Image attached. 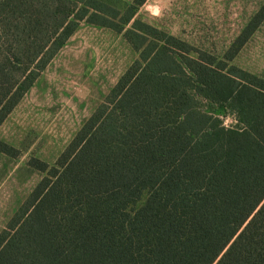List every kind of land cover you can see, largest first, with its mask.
Returning a JSON list of instances; mask_svg holds the SVG:
<instances>
[{
	"label": "trees",
	"instance_id": "trees-1",
	"mask_svg": "<svg viewBox=\"0 0 264 264\" xmlns=\"http://www.w3.org/2000/svg\"><path fill=\"white\" fill-rule=\"evenodd\" d=\"M98 3L0 0V126L80 22L106 27ZM261 11L217 64L158 69L176 64L164 47L135 60L53 167L30 164L45 176L0 233V264H264V79L230 65Z\"/></svg>",
	"mask_w": 264,
	"mask_h": 264
},
{
	"label": "rangeland",
	"instance_id": "rangeland-1",
	"mask_svg": "<svg viewBox=\"0 0 264 264\" xmlns=\"http://www.w3.org/2000/svg\"><path fill=\"white\" fill-rule=\"evenodd\" d=\"M97 1L102 14L93 21L106 27L92 26L86 19L80 22L0 128V142L14 153V157L0 153V233L45 176L30 164L53 167L135 60L164 47L176 64H161L158 69L165 67L176 74L181 63L187 57L197 58V53L217 64L262 9L251 39H264V0ZM254 44L258 45L256 41L250 45ZM255 48L245 52L251 55L249 64L260 62L263 67V54L258 61L252 59ZM247 63V55L239 52L230 65L241 69ZM194 101L216 115L224 128L235 126V116L223 106L198 97ZM146 198L145 192L129 210H138Z\"/></svg>",
	"mask_w": 264,
	"mask_h": 264
},
{
	"label": "crops",
	"instance_id": "crops-1",
	"mask_svg": "<svg viewBox=\"0 0 264 264\" xmlns=\"http://www.w3.org/2000/svg\"><path fill=\"white\" fill-rule=\"evenodd\" d=\"M69 41V40H68ZM257 42L258 43V45H252V46H256V48L255 49H252L251 51L253 52V58L252 59H256V61H258V58H260L259 56H260V54H263V56H264V46H263V50H261V48H260V46H261V44H264V39L262 40V41H259V40H257V39H253V37H252V39L250 38L249 40H248V42L245 44V46L241 49V53L243 54V55H247V66H242L241 67V69L242 70H245L246 72H248V73H250V74H252V75H255V76H258V77H260V78H263L264 79V66L263 67H261L260 66V62L256 65V66H254V65H250L249 64V61H250V59H251V55H250V53L249 54H247V53H245L246 51L247 52H249V47H252L250 44L252 43V42ZM67 44V43H66ZM261 61V60H260ZM35 84V83H34ZM34 86V85H33ZM32 86V87H33ZM30 91V90H29ZM28 91V92H29ZM27 92V93H28ZM26 93V94H27ZM13 113V111L10 113V115ZM9 115V116H10ZM9 116L6 118V120L3 122V123H5L6 121H7V119L9 118ZM3 125V124H2ZM1 125V126H2ZM1 126H0V128H1Z\"/></svg>",
	"mask_w": 264,
	"mask_h": 264
}]
</instances>
